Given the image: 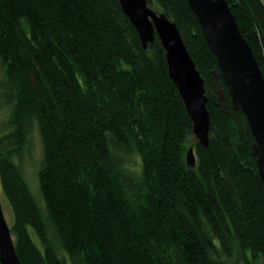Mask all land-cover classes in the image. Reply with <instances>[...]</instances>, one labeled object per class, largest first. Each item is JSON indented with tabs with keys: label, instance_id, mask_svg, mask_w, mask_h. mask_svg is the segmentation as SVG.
<instances>
[{
	"label": "trees",
	"instance_id": "1",
	"mask_svg": "<svg viewBox=\"0 0 264 264\" xmlns=\"http://www.w3.org/2000/svg\"><path fill=\"white\" fill-rule=\"evenodd\" d=\"M147 1L177 24L205 79L209 147L159 37L145 50L119 0H0V180L21 264H264L247 117L188 0ZM227 1L264 75V1ZM35 122L44 207L20 163Z\"/></svg>",
	"mask_w": 264,
	"mask_h": 264
},
{
	"label": "water",
	"instance_id": "2",
	"mask_svg": "<svg viewBox=\"0 0 264 264\" xmlns=\"http://www.w3.org/2000/svg\"><path fill=\"white\" fill-rule=\"evenodd\" d=\"M264 1V0H263ZM120 6L138 31L142 46L159 37L165 49L168 74L182 97L193 121V134L204 147L210 144L211 115L205 79L198 70L177 24L147 0H119ZM204 38L218 60V69L228 86L232 104L247 117L255 143L259 173L264 184V75L227 0H188ZM187 164L196 167L195 150L187 152ZM0 262L21 264L10 225L0 200Z\"/></svg>",
	"mask_w": 264,
	"mask_h": 264
},
{
	"label": "rangeland",
	"instance_id": "3",
	"mask_svg": "<svg viewBox=\"0 0 264 264\" xmlns=\"http://www.w3.org/2000/svg\"><path fill=\"white\" fill-rule=\"evenodd\" d=\"M9 88L8 78L5 73V69L0 62V135L5 133L6 131V121L9 115L8 112V104L7 100V92ZM43 143L40 135V131L37 123H33L32 131L28 138V143L24 150L23 156L21 158V166L24 169L26 179L29 182L31 188L34 191L35 197L37 201H39L40 205L44 207L43 201L40 197L39 192V180H38V172L42 165L43 160ZM135 159V158H134ZM0 200L4 209V213L9 225L12 224V217L10 214V210L6 204V200L2 193L1 180H0ZM15 240V238H14Z\"/></svg>",
	"mask_w": 264,
	"mask_h": 264
}]
</instances>
